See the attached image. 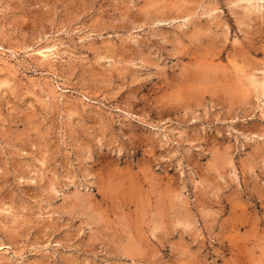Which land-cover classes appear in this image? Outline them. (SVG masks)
Wrapping results in <instances>:
<instances>
[{
  "label": "rangeland",
  "instance_id": "1",
  "mask_svg": "<svg viewBox=\"0 0 264 264\" xmlns=\"http://www.w3.org/2000/svg\"><path fill=\"white\" fill-rule=\"evenodd\" d=\"M263 71L246 0H0V264H264Z\"/></svg>",
  "mask_w": 264,
  "mask_h": 264
},
{
  "label": "bare ground",
  "instance_id": "2",
  "mask_svg": "<svg viewBox=\"0 0 264 264\" xmlns=\"http://www.w3.org/2000/svg\"><path fill=\"white\" fill-rule=\"evenodd\" d=\"M263 1L264 0H246L247 6L249 8H251V9H260V10H261V8H264V3H263V5H261V2H263ZM39 55H41V54H39ZM249 82H250L251 86H253V88L255 90L260 91L262 96H264V71H263V76H261V77H259L256 74H251L250 77H249ZM257 94H259V93H257ZM263 102H264V100H263ZM261 109H262V111H264V104L261 106Z\"/></svg>",
  "mask_w": 264,
  "mask_h": 264
}]
</instances>
